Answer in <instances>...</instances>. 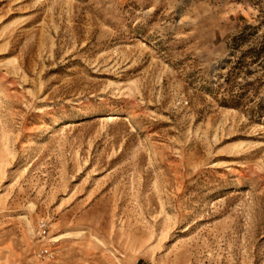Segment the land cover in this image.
Masks as SVG:
<instances>
[{"label": "rangeland", "instance_id": "374dc122", "mask_svg": "<svg viewBox=\"0 0 264 264\" xmlns=\"http://www.w3.org/2000/svg\"><path fill=\"white\" fill-rule=\"evenodd\" d=\"M0 264H264V0H0Z\"/></svg>", "mask_w": 264, "mask_h": 264}, {"label": "built area", "instance_id": "2783aa9c", "mask_svg": "<svg viewBox=\"0 0 264 264\" xmlns=\"http://www.w3.org/2000/svg\"><path fill=\"white\" fill-rule=\"evenodd\" d=\"M49 230L50 225L45 219H41L38 225V239H41L42 242L49 241ZM41 255L48 258H53L54 253L50 252L48 248H45L41 251Z\"/></svg>", "mask_w": 264, "mask_h": 264}]
</instances>
